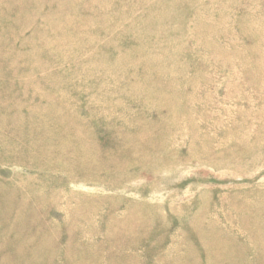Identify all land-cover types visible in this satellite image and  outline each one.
Here are the masks:
<instances>
[{
  "label": "rangeland",
  "instance_id": "374dc122",
  "mask_svg": "<svg viewBox=\"0 0 264 264\" xmlns=\"http://www.w3.org/2000/svg\"><path fill=\"white\" fill-rule=\"evenodd\" d=\"M0 264H264V0H0Z\"/></svg>",
  "mask_w": 264,
  "mask_h": 264
}]
</instances>
